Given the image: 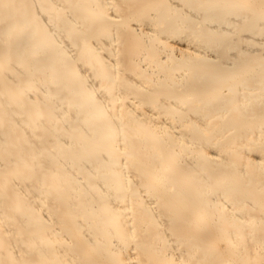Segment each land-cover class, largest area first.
<instances>
[{"label":"bare ground","instance_id":"bare-ground-1","mask_svg":"<svg viewBox=\"0 0 264 264\" xmlns=\"http://www.w3.org/2000/svg\"><path fill=\"white\" fill-rule=\"evenodd\" d=\"M0 264H264V0H0Z\"/></svg>","mask_w":264,"mask_h":264}]
</instances>
